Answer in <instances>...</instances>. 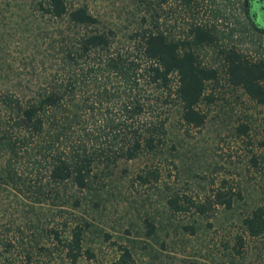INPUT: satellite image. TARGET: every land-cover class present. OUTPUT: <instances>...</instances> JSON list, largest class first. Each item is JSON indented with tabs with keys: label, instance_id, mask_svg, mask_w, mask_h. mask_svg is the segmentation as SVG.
Here are the masks:
<instances>
[{
	"label": "trees",
	"instance_id": "1",
	"mask_svg": "<svg viewBox=\"0 0 264 264\" xmlns=\"http://www.w3.org/2000/svg\"><path fill=\"white\" fill-rule=\"evenodd\" d=\"M200 1L178 0L189 11ZM255 1L241 3L251 25L259 24ZM0 7L10 8L0 13V186L28 198L33 207L48 203L51 217H63L55 224L68 227L67 235H60L54 224L46 231L72 262L88 252L81 242L89 224L86 219L66 221L64 206L80 203L68 187H90L119 159L162 153L173 113L182 124L202 125L205 112L199 103L213 100L205 92L206 82L217 81L220 70L228 84L264 104V59L222 44L207 20H191L182 35L153 21L120 41L82 3L3 0ZM205 47L219 63L203 62ZM237 129L245 132L247 124ZM257 145L264 154V137ZM158 175V167L149 165L138 177L147 183ZM216 196L230 205L226 191ZM166 203L172 211L207 209L185 195L173 194ZM143 221L152 232L153 222ZM241 225L251 237L264 234V207L254 206L241 217ZM235 243L234 251L240 252V234ZM129 257L124 247L109 264H127Z\"/></svg>",
	"mask_w": 264,
	"mask_h": 264
},
{
	"label": "rangeland",
	"instance_id": "2",
	"mask_svg": "<svg viewBox=\"0 0 264 264\" xmlns=\"http://www.w3.org/2000/svg\"><path fill=\"white\" fill-rule=\"evenodd\" d=\"M69 1L85 4L120 41L153 21L182 35L191 20L201 19L215 25L222 44L264 59V23L248 22L241 8L244 0H201L191 11L178 0ZM9 10L0 7V13ZM200 54L205 63H219L210 47ZM205 92L213 100L199 103L204 123L182 124L173 113L162 153L119 159L90 187H68L80 203L64 206L66 221L86 219L89 224L81 242L88 252L75 262L46 231L54 224L60 235H67L68 227L55 224L63 217H51L54 210L50 212L48 203L33 207L28 198L0 186V264H109L124 247L130 253L127 264H264V234L251 237L241 225V217L254 206L264 207V154L257 145L264 137V104L228 84L222 70L217 81L206 82ZM239 123L247 124L245 132L237 129ZM149 165L157 166L159 175L145 183L138 174ZM219 191L230 194L228 207L217 202ZM173 194L203 202L207 209L172 211L166 198ZM145 217L154 224L150 233ZM236 234L243 240L240 252L234 251Z\"/></svg>",
	"mask_w": 264,
	"mask_h": 264
},
{
	"label": "flooded vegetation",
	"instance_id": "3",
	"mask_svg": "<svg viewBox=\"0 0 264 264\" xmlns=\"http://www.w3.org/2000/svg\"><path fill=\"white\" fill-rule=\"evenodd\" d=\"M254 5L256 6V10H257V22L264 23V0L255 1Z\"/></svg>",
	"mask_w": 264,
	"mask_h": 264
}]
</instances>
